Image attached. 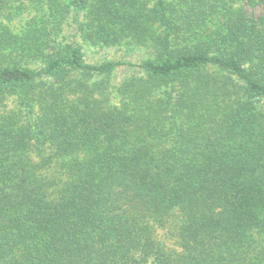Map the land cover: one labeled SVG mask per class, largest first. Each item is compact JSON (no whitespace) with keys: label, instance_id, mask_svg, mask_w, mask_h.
I'll list each match as a JSON object with an SVG mask.
<instances>
[{"label":"trees","instance_id":"1","mask_svg":"<svg viewBox=\"0 0 264 264\" xmlns=\"http://www.w3.org/2000/svg\"><path fill=\"white\" fill-rule=\"evenodd\" d=\"M30 6L25 33L0 26V105L18 106L0 110V264H264V0H0V14ZM71 8L93 43L120 23L155 51L118 102L89 78L127 63L61 42Z\"/></svg>","mask_w":264,"mask_h":264},{"label":"rangeland","instance_id":"2","mask_svg":"<svg viewBox=\"0 0 264 264\" xmlns=\"http://www.w3.org/2000/svg\"><path fill=\"white\" fill-rule=\"evenodd\" d=\"M59 2L63 5L70 4L71 7L73 6V0H59ZM247 10L248 12L257 15L261 12L262 8L260 6L255 8H250L248 6ZM84 14L87 16L85 11L84 13L77 15V13L71 8V11L65 14L58 38L63 43L80 46L86 63L100 64L112 60L127 63L118 66L108 75L89 78L90 81H101L100 86L103 93L106 94L109 103L118 102L119 94L117 89L124 82L139 77L136 64L145 59L154 58L155 51L150 46L141 44L137 38H133L131 30L125 28L126 25L120 23L108 26L110 29L108 38L111 39L112 42L109 44L93 43L90 39L92 31L89 27H83L82 30L79 29L80 24L85 20L83 17ZM33 16L39 17V13L36 8L32 6L14 17L8 18L0 14V26L10 29L13 33L23 34L26 30H29V27L27 28L26 24ZM211 28H214V26L211 25ZM143 37H146V35H143L142 38ZM76 77H81L82 79L85 78L79 74H77ZM7 95L8 96L3 99V105L2 103L0 105V110L10 111L11 109L18 108L15 95L9 93H7ZM173 216V219L177 221L179 220V212H175ZM165 232L166 231L162 229L158 230L159 238L165 244L174 246V241H176L175 237L173 236V238H170L168 235L166 236Z\"/></svg>","mask_w":264,"mask_h":264}]
</instances>
